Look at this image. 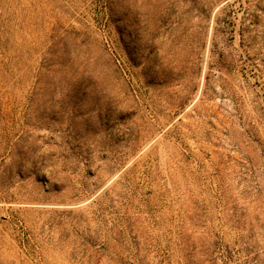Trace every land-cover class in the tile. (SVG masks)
<instances>
[{"label": "rangeland", "instance_id": "rangeland-1", "mask_svg": "<svg viewBox=\"0 0 264 264\" xmlns=\"http://www.w3.org/2000/svg\"><path fill=\"white\" fill-rule=\"evenodd\" d=\"M0 264H264V0H0Z\"/></svg>", "mask_w": 264, "mask_h": 264}]
</instances>
